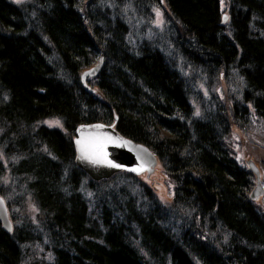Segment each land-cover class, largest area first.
Here are the masks:
<instances>
[{"label": "trees", "instance_id": "trees-1", "mask_svg": "<svg viewBox=\"0 0 264 264\" xmlns=\"http://www.w3.org/2000/svg\"><path fill=\"white\" fill-rule=\"evenodd\" d=\"M129 1L143 17L159 2L0 0V194L12 221L11 231L0 222V264H264V206L229 140L232 125L264 127V0H228L223 23L220 0H164L179 24L166 33L205 78V97L170 61L166 35L132 42ZM53 116L62 129L37 123ZM91 121L145 144L156 173L91 179L73 144ZM160 165L173 184L167 205ZM28 198L33 216L16 209Z\"/></svg>", "mask_w": 264, "mask_h": 264}, {"label": "rangeland", "instance_id": "rangeland-1", "mask_svg": "<svg viewBox=\"0 0 264 264\" xmlns=\"http://www.w3.org/2000/svg\"><path fill=\"white\" fill-rule=\"evenodd\" d=\"M10 1L11 3L19 6L31 2V0ZM227 5L228 0H220V9L225 15ZM134 9L135 8L132 7L131 2L129 1V3L124 7L123 10V15L130 25L132 42L137 44L141 41L140 39H146L147 41L157 42L158 40L160 41V39L166 35V37H164L160 42L164 43L161 46L168 47V53H166L168 54V57H170V61H173L175 66H177V68L182 72L185 78L196 79L193 84V88L197 89L202 97H205L207 94H209V91L206 88L204 81L202 80L205 78L202 75L199 76L197 71H194L190 66H188L184 62L186 60L184 59V57H181L180 54L177 52L178 49L172 43V37L169 38L168 33H166L167 29L169 28V25L179 24L176 19L172 16L165 1L159 0V2L155 6H153L152 10L145 17H143V15H139ZM165 39H167V41H165ZM219 79L220 81L216 86V90L220 98L225 99L227 97L226 90L229 88V86L224 80L226 78L223 74L220 75ZM234 85H236L235 82ZM234 85L233 83H231L230 85L231 92L233 91V88H235ZM190 100L195 110L198 111L200 109V106L196 98L192 96ZM256 120L257 119L255 118V121L252 123V130H250L249 132L241 130L236 125H232L231 127V135L229 139L231 148L233 149L236 158L243 164L245 163L246 158H253L257 163L258 160L264 157V139L262 138L264 134V127L261 122ZM37 123H43L45 125L58 127L61 129L63 128L61 120L56 116L43 118ZM0 157L4 158V155L1 152ZM261 168L260 181L264 188V170L263 168ZM157 176L165 182L167 187L164 193H160V195L157 194L158 198L162 203L167 205L170 203L173 195V184L169 181L168 176L165 171H163L161 165L159 167V173ZM4 180L5 182H7L8 179L6 176L4 177ZM257 201H259V203L264 206V193L257 199ZM16 209H19L20 212L27 211L31 216L36 213V207L34 205V202L30 198L25 200V205L23 207H17ZM41 244L33 243L30 244L29 247L30 249L35 250V253H37L40 257H50V249H45L44 244Z\"/></svg>", "mask_w": 264, "mask_h": 264}, {"label": "water", "instance_id": "water-1", "mask_svg": "<svg viewBox=\"0 0 264 264\" xmlns=\"http://www.w3.org/2000/svg\"><path fill=\"white\" fill-rule=\"evenodd\" d=\"M227 15H222V23ZM102 56L98 62L81 73V79L94 76L101 68ZM75 163L94 180L110 178L119 171H127L149 179L156 173L159 160L145 144L121 134L112 123L91 121L80 123L73 136ZM247 167L254 173L255 184L249 192L251 199L257 200L263 193L261 172L253 158H246ZM163 184L161 180H157ZM0 222L7 230H12V221L4 197L0 194Z\"/></svg>", "mask_w": 264, "mask_h": 264}]
</instances>
